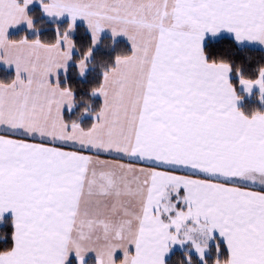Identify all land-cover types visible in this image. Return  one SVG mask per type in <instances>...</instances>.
Masks as SVG:
<instances>
[{
	"label": "snow or ice",
	"instance_id": "1",
	"mask_svg": "<svg viewBox=\"0 0 264 264\" xmlns=\"http://www.w3.org/2000/svg\"><path fill=\"white\" fill-rule=\"evenodd\" d=\"M32 3L0 0V60L16 67L0 82V219L14 213L0 264H66L73 251L84 264L89 250L97 264H166L187 243L207 264L214 230L229 249L215 264H264V190L246 187H264V111L238 107L232 64L204 48L221 30L264 44V0H40L67 26L51 41L9 39L10 26L33 27ZM78 18L92 36L81 73L105 29L132 45L102 68L87 128L64 118L74 89L50 80L73 59ZM235 73L264 100V66Z\"/></svg>",
	"mask_w": 264,
	"mask_h": 264
},
{
	"label": "trees",
	"instance_id": "2",
	"mask_svg": "<svg viewBox=\"0 0 264 264\" xmlns=\"http://www.w3.org/2000/svg\"><path fill=\"white\" fill-rule=\"evenodd\" d=\"M28 13L32 17L33 26L38 30L37 33L31 34L26 29H20L12 32L9 35L10 39L19 40L25 36L28 39H35L39 36L44 41H51L55 37V29L66 27L69 23L67 20L50 21L46 19L38 5L33 6ZM72 37L76 44L73 62L68 66L66 74L61 76L60 85L61 87L71 86L74 89L75 104L71 111L68 109L65 111L64 118L69 122L77 121L82 127L87 128L92 125L96 118L95 113L99 111L102 105L98 95L92 92L101 82L102 68L106 64L114 63L117 55L129 54L132 49L126 40L104 35L99 43L95 45L93 55L88 58V67L80 75L77 61L91 44L92 36L84 24H77ZM204 48L209 53L210 59L215 56L232 64V82L236 85L238 94L242 97L239 108L248 114L255 110L264 111V100H261L260 92L254 90L251 95L246 96L239 89V78L235 73V70L239 68L245 76L255 78L258 68L264 66V49L242 44L228 35L207 39ZM14 79L15 73L13 70L0 67V82L7 83ZM83 109H87V111L81 114ZM13 231V218L10 215H3L0 219V237L4 238L0 239V250L12 245ZM227 255V249L218 237H214L213 242L208 245L207 252L204 254L207 264H215L217 259H226ZM189 257H191L190 264H204V260H201L199 254L186 249L172 250L166 258V264H189ZM68 264L79 263L76 257L73 256ZM84 264H97V262L94 257H88Z\"/></svg>",
	"mask_w": 264,
	"mask_h": 264
},
{
	"label": "crops",
	"instance_id": "3",
	"mask_svg": "<svg viewBox=\"0 0 264 264\" xmlns=\"http://www.w3.org/2000/svg\"><path fill=\"white\" fill-rule=\"evenodd\" d=\"M36 5H38V6L41 8V10H42V12H43V15L46 17V19H48V20H50V21H63V20H67L68 22H70V17H68L67 15H65L64 17L59 18V19H57L56 17H51V16L46 15V13H45V12L43 11V9H42V5L40 4V1H37V0H33V3L30 4V5H28V7H27V13L29 12V10H30L33 6H36ZM28 15H29V13H28ZM32 23H33V22H32ZM77 24H84V25L86 26V28L89 30V32L91 33L90 28L88 27L87 22H86L85 19H83V18H78L77 21H76V25H77ZM76 25H75V26H76ZM20 29H26V30H28V32L31 33V34H35V33H37V31H38L37 29H35L34 26L30 28V27L28 26L27 21H21L19 24L12 25V26L9 27V30H8V33H7L8 38H9V35H10L12 32L18 31V30H20ZM74 30H75V28H74ZM74 30L70 33L71 36L74 34ZM104 35H110V36L115 37V38H117V39H124V40H126V41L129 43V45L131 46V49H132L131 41L128 39V37H127L126 35H124V34H118V35H115V36H114V35L112 34V32H111L110 29H105V30L102 32V34H101V38H102V36H104ZM223 35H228V36H231V37H234V38H235V36H234L233 33H230V32L227 31V30H221V32H220V33H217V34H210V33L207 34L206 37H205L204 43H205L206 40L209 39V38H215V37H219V36H223ZM101 38H100V39H101ZM9 39H10V38H9ZM99 41H100V40H99ZM99 41L97 42V44L99 43ZM240 43H242V44H246V45H251V46H256V47H260V48H263V49H264V44H259L258 42H247V41H245V42H240ZM97 44H96V45H97ZM74 49H75V48H73V53H74ZM4 54H5L4 51H3L2 49H0V55H4ZM72 62H73V59H72L71 61H69L68 66H69ZM77 66H78V65H77ZM0 67H5V68H8V69L13 70V71L15 72V76H16V67H15V64H14V63H13V64H8L6 61H4V60H0ZM78 72H79L80 75H82V74L84 73V72L81 73V72L79 71V68H78ZM65 74H66V73L64 72V70H63V69H60V70H58V73H57V74H50V80H51L52 83H55V82H56V79H57V75H58V76H59V82H60V81H61V76H62V75H65ZM21 76H22V78L27 79V73H21ZM239 89H240V90H241L246 96L249 95L252 91L257 90V89H254V88H253V89L251 90V92H248V91H246L245 87L242 86V85H240V84H239ZM97 95H98V97L100 98V100H101V104H102V103H103V97H102L99 93H97ZM240 101H241V99L238 100V102H237L238 107H239ZM101 106H102V105H101ZM67 109H68V107H67V105H65V107H64V109H63V115H64V113H65V111H66ZM96 118H97V117H96ZM96 118H95V119H96ZM94 121H95V120H94ZM94 121H93V123H94ZM93 123H92V124H93ZM0 134H2V133H0ZM17 138H21V137H17ZM34 142H39V141H34ZM101 158H102V159H115V157H109V156H102ZM122 162H128V161H127V160H124V161H122ZM177 174H186V173L179 172V173H177ZM246 187H248L249 190H264V187H261V189H260V186H259L258 184L255 185V186L247 185ZM181 192H183V189H181ZM3 215H10V216L13 218V222H14V213H13L12 210H9L8 212H5ZM214 237H218V238L224 243V245H225V247H226V249H227V252H228V254H229V249H228V247H227L226 238H225V237H222V236L219 234V231H218V230H214V232H213V236H212V238L209 240L208 245H209L211 242H213ZM184 245L187 246V247L193 248V247L191 246L190 243H187V244H184ZM182 246H183V245H180V244H176V245H174V246L172 247V249L169 251V253L166 255L165 259L168 257V255L170 254V252H171L172 250H175V249H179V250H181V249H186V250H189V251H191V252H193V253L199 254L197 251H193V249H189V248L182 247ZM132 250L134 251V246H131V247H130V251H132ZM206 252H207V249L205 250V253H206ZM205 253H204V254H205ZM73 256L76 257L78 263L80 264V262H79V258L76 256V254H75L74 251L71 252V253L69 254V258H68V260L66 261V264L69 263L70 258L73 257ZM122 256H123L122 250H117V253H116V258H117V260L121 259ZM88 257H94V258L96 259V262H97V260H98V256H97V253L95 252V250H89V251L85 254L84 261H85L86 258H88Z\"/></svg>",
	"mask_w": 264,
	"mask_h": 264
},
{
	"label": "rangeland",
	"instance_id": "4",
	"mask_svg": "<svg viewBox=\"0 0 264 264\" xmlns=\"http://www.w3.org/2000/svg\"><path fill=\"white\" fill-rule=\"evenodd\" d=\"M3 68H5V67H3ZM6 69H8V68H6ZM15 73V72H14ZM254 89H257L259 92H260V89H259V86H254L253 87ZM253 92V91H252ZM252 92L250 93V95L252 94ZM241 102V101H240ZM182 247H186V248H189V249H193V251H196V249L195 248H190V247H187V246H185V245H183Z\"/></svg>",
	"mask_w": 264,
	"mask_h": 264
},
{
	"label": "clouds",
	"instance_id": "5",
	"mask_svg": "<svg viewBox=\"0 0 264 264\" xmlns=\"http://www.w3.org/2000/svg\"><path fill=\"white\" fill-rule=\"evenodd\" d=\"M85 111H87V109H83V110L81 111V114H83ZM2 238H4V237H0V239H2Z\"/></svg>",
	"mask_w": 264,
	"mask_h": 264
}]
</instances>
